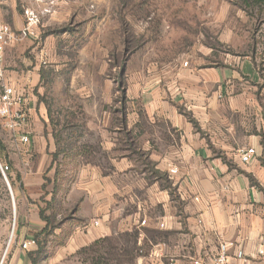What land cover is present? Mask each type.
<instances>
[{
	"label": "rangeland",
	"instance_id": "rangeland-1",
	"mask_svg": "<svg viewBox=\"0 0 264 264\" xmlns=\"http://www.w3.org/2000/svg\"><path fill=\"white\" fill-rule=\"evenodd\" d=\"M7 1L0 11L6 24L19 27L14 31L24 25V7L42 13L35 38L6 46L4 68L26 104L35 101L44 152L16 147L0 119V164L9 166L5 178L0 174L4 264L27 229L34 236L43 227L51 235H38L45 246L33 256L34 264H92L87 254L77 252L61 262L52 260L62 247L56 248L58 227L72 208L64 205L68 183L84 166L106 168L108 160L126 155L128 122L118 120V113L141 112L124 101L126 76L147 75L151 66H214L247 58L258 71L255 88L264 104V5L252 0ZM39 209L49 218L47 226L38 220ZM135 248L116 236L105 245L106 262L137 264Z\"/></svg>",
	"mask_w": 264,
	"mask_h": 264
},
{
	"label": "crops",
	"instance_id": "crops-1",
	"mask_svg": "<svg viewBox=\"0 0 264 264\" xmlns=\"http://www.w3.org/2000/svg\"><path fill=\"white\" fill-rule=\"evenodd\" d=\"M6 21L0 11V22ZM14 23L11 28H19ZM147 72L125 77L124 101L141 108L118 113V120L128 122L126 155L108 160L106 168L79 170L64 199L72 206L64 224L70 233L52 261L127 233L136 240L137 264H190L196 257L211 264L220 241L232 244L227 264H264L258 71L246 58L214 66H151ZM26 110L29 143L16 140V147L41 154L34 99ZM246 148L255 155L244 164L239 151ZM26 232L23 241L31 238ZM8 262L29 264L20 244Z\"/></svg>",
	"mask_w": 264,
	"mask_h": 264
},
{
	"label": "built area",
	"instance_id": "built-area-1",
	"mask_svg": "<svg viewBox=\"0 0 264 264\" xmlns=\"http://www.w3.org/2000/svg\"><path fill=\"white\" fill-rule=\"evenodd\" d=\"M49 6H53V3H50ZM43 13H49V11L45 9ZM41 14V12L36 11L32 7H24L22 10L24 25L17 31H14L8 24L0 22V119L3 121L5 129L12 133L13 138L21 144L29 143L26 130L29 120L26 110L27 98L22 96L15 86L8 81L4 68V51L6 46L11 43L22 41L28 37L35 38L34 29L40 24ZM183 66H187V63H183ZM254 155L255 150L252 148L240 150V162L249 163ZM8 171L9 166L7 164H0L2 177L5 178V173ZM169 173L176 174V170L172 169ZM140 224L144 225V222L142 221ZM93 225L97 226L98 222L94 221ZM231 245L229 242L220 241L217 252L211 259V264H227V249ZM31 247H35V242L31 239L24 240L20 244L21 251H27ZM0 264H4V259H2ZM190 264H204V262L201 258L196 257L191 259Z\"/></svg>",
	"mask_w": 264,
	"mask_h": 264
},
{
	"label": "trees",
	"instance_id": "trees-1",
	"mask_svg": "<svg viewBox=\"0 0 264 264\" xmlns=\"http://www.w3.org/2000/svg\"><path fill=\"white\" fill-rule=\"evenodd\" d=\"M252 2L255 5H259V6L264 5V0H252ZM120 113H123V112H120ZM262 146H263V149H262L261 162L264 165V140L262 141ZM2 151H3V146L0 144V157L2 156ZM74 180H75V177L68 183L67 188H66L65 197H66L72 183L74 182ZM55 186L57 188L56 184H55ZM38 217H39L40 221L45 223V226H47L49 224V218L44 215V210H42V209L38 210ZM68 217L65 219V221L63 223L60 224L61 226L58 227L61 230H60L59 235H57L58 236L57 238H59V242H57L56 248H58L64 244L67 236L70 233L68 231V229L66 228L67 226L64 225V224H66L65 222L68 220ZM62 225H63V227H62ZM45 229H46V227L45 228L43 227L39 231L40 232L39 234L44 235L46 237L50 236L51 235L50 231L47 233H44ZM38 235H34V236L31 235V238H30L31 240H33L35 242V249L26 251V257L29 261V264H34L35 261H34L33 256L38 255L41 252V250L43 249V247L45 246V243L43 244V243H39L37 241ZM118 237L119 238L122 237V238L126 239V241H128V240L131 241L133 243V245L136 247V240H135V237L133 234H127L126 233V234L119 235ZM112 239L113 238H104V239L97 240V241L93 242L92 244H90L89 246L80 249L77 252V254H87L88 257L90 258V261L92 262V264H108L106 262L107 260L105 258L108 251L105 253L106 250H104V248H105V245H107V247H108V245ZM135 249L137 250L136 256H138V248L136 247ZM108 256H109V254H108Z\"/></svg>",
	"mask_w": 264,
	"mask_h": 264
}]
</instances>
